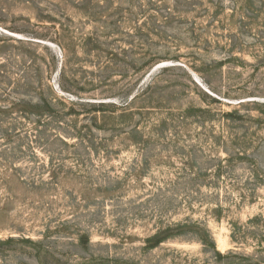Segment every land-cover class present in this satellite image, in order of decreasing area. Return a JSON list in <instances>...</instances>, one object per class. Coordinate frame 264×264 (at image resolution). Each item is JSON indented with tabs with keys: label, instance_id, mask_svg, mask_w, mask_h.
I'll return each instance as SVG.
<instances>
[{
	"label": "rangeland",
	"instance_id": "374dc122",
	"mask_svg": "<svg viewBox=\"0 0 264 264\" xmlns=\"http://www.w3.org/2000/svg\"><path fill=\"white\" fill-rule=\"evenodd\" d=\"M0 264H264V0H0Z\"/></svg>",
	"mask_w": 264,
	"mask_h": 264
}]
</instances>
